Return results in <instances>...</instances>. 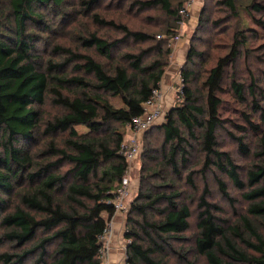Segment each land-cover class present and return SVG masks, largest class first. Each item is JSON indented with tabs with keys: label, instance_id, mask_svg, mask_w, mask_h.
<instances>
[{
	"label": "trees",
	"instance_id": "1",
	"mask_svg": "<svg viewBox=\"0 0 264 264\" xmlns=\"http://www.w3.org/2000/svg\"><path fill=\"white\" fill-rule=\"evenodd\" d=\"M187 1L137 3L142 8L160 7L168 15L163 33L153 38L94 14L96 24L122 34L108 40L94 32L82 40L86 49L95 50L107 63L56 44L52 52L64 51L68 58L63 62L49 59L44 71L37 46L49 42L41 34L55 30L52 21L46 19V12L55 16L54 24H64L63 9L70 0H0V241L17 249L1 253L0 264H105L104 237L115 216V191L128 170L120 149L125 137L112 125H128L133 117L142 115V104L155 89H160L172 54L169 43L179 33L183 20L180 11ZM239 1L219 3L238 15ZM246 1L244 10L248 17L264 29V0ZM82 2L90 11L99 0ZM205 13L206 7L199 27L210 24ZM212 25L217 29L220 23L215 21ZM235 33L236 41L230 51L217 57L214 66L205 72L203 94L197 95L201 91L190 87L194 71H182L183 98H179V104L167 114L161 127L151 128L162 131L164 136L163 159L159 169L150 175L162 181L147 186L141 182L145 186L139 195L143 201L131 206L130 212L139 220L133 221L135 226L126 234L131 240L127 247L128 264H168L161 257L164 245L181 241L190 229L192 211L181 199L176 177H184L193 186L195 170L188 168L195 144L203 156L202 172L214 166L243 191L248 202L239 224L225 228L216 215L219 207L207 199L205 186L197 204V253L207 264H264V103L258 102L256 84L250 86L255 97L250 104L251 113L237 111L245 125L222 115L220 94L224 92L227 73L236 67L247 46L243 32ZM151 40L154 45L148 49L119 52L130 42ZM153 52L158 59L150 62ZM208 54L192 44L186 62L201 64ZM67 64H73L72 68L84 76L53 73ZM235 77L233 73V95L246 107L245 85ZM106 95L120 100L122 105H114ZM49 96L61 112L42 131L39 107L45 105ZM228 124L242 133L236 140L245 155L249 153L246 135H261V151L255 153L258 162L247 170L245 180L232 156L218 148V131ZM43 134H63L68 138L62 144L50 139L35 155L31 146ZM217 183L221 193L230 198L226 182L217 179ZM12 197L17 202L13 207ZM154 213L157 219L152 216ZM128 221L132 223L130 217Z\"/></svg>",
	"mask_w": 264,
	"mask_h": 264
},
{
	"label": "rangeland",
	"instance_id": "2",
	"mask_svg": "<svg viewBox=\"0 0 264 264\" xmlns=\"http://www.w3.org/2000/svg\"><path fill=\"white\" fill-rule=\"evenodd\" d=\"M82 1L87 0H70L67 6L63 9L65 18L64 24H60V22L54 24L55 16H53L50 11L46 12V19L50 22L52 21L51 26L55 28L53 32L49 34H41V31L36 30V33L41 34L44 37V41L46 38L49 41L46 44L44 42L37 46L38 54L42 59L44 71H46L47 61L49 59H52L55 62H63L68 58V55L64 51L59 50L57 53L52 52L53 46L56 44L78 53L90 54L97 61L107 63V60L104 57H101V55L95 50L86 49L82 44V40L89 37V34L94 32L108 40L119 38L122 34L113 29L103 28L96 24L93 20L94 14H99L102 18L107 20H115L116 22L126 24L132 30L149 34L151 38L155 35L162 34L163 29L166 28L167 21L169 20L168 15L160 7L142 8L137 4L139 1L146 0H99L98 4L93 6L90 11H87V3L84 4ZM172 1L173 3H177L178 0ZM219 1L221 0H201L200 8L197 13H195V16L192 17L191 15L186 21L187 26L185 28H182L181 26L179 28V32L182 33L181 40L184 39L188 44L184 54L180 57H177L176 48L182 41H180L175 48L171 49L172 54L170 57V64L166 69L165 74L174 66V64L177 65V69L173 73L174 78H172V82H175L170 83L173 88V93L171 96L172 101L169 103L171 108H169L170 106L166 108V116L175 105L179 104L177 99L178 96L183 98V77L181 72L185 70L194 71L195 76L193 77L194 79L192 80L190 87L194 91H201V93L196 94L202 95L203 91L201 83L205 79V72L214 66L217 57L223 56L230 51L232 45L236 41L234 40L236 35L235 32L242 31V35L247 37V46L243 48V55L238 61L236 67L227 73L223 86L224 92L220 94V97L223 101V117H228L239 125H245L242 118L237 114V111L245 110L251 113L250 104L252 103L253 98H255L250 92V86L252 84H256V96L258 102L264 103V29L257 26V24L248 17V14L244 10V4L247 2L246 0H240L238 2V15L230 13L223 4L219 3ZM204 7H206L205 16L209 17L210 24H205L204 26L199 27V20ZM257 17L259 16L257 15ZM215 21H219L220 23V26L217 29L212 25ZM238 38H240L239 35ZM192 44L198 51H206L209 53L204 60L201 61V64L194 65L186 62ZM153 45V40L143 43L130 42L128 46L120 47L119 52L126 50L132 52L140 51L142 49L145 50ZM148 59H150V62L158 59L157 54L153 52ZM72 66L73 64H67L64 68L53 70V73L58 74L59 76L76 74L84 76L81 71L74 70ZM233 73L236 74V80L245 85L244 96L246 99V107L245 104L240 103L233 95V90L231 88ZM64 93L68 94L71 93V91H64ZM50 96L47 97L45 105L39 107L41 111L40 126L42 131H44L46 123L61 112L60 108L53 105ZM106 97L114 105H122L120 100L114 99L110 95H106ZM166 119L167 118L161 123L155 125V128L161 127ZM112 127L121 131L125 140L133 134V131L128 125L114 123ZM79 129L82 132L86 131L82 128ZM241 135L242 133L239 132L237 128L230 124L226 125L225 128L218 131V148L219 150L228 152L232 156L234 162L239 165L240 174L245 180L247 170L252 164L258 162L255 153L256 151H261V135H253L251 133L246 135L245 142L249 148V153L246 155L239 150L237 144L236 136ZM137 136L141 141V152L127 170L126 175H128L131 180V188L126 201V210L120 213L123 217V224L125 221L124 228L122 224L120 232H124L125 239H127V231L135 226L133 221L139 220L135 213L130 212L132 204L134 202L141 203L143 201L139 195L141 192L145 191V186L159 184L162 181L161 179L150 176L154 170L159 169L160 163L163 159L161 146L164 143V136L162 131L150 129L149 131L138 133ZM65 138H68V136L63 134L45 136L43 134V136L39 137L38 141L31 146V150L37 155L45 148V144L50 139H57L60 141V144H62ZM193 143L195 144V142ZM197 149L198 148L195 144L194 149L191 151V164L188 168L189 171L191 169L195 170L193 186L189 185L184 177L178 179L175 176L179 190L182 192L181 199L190 207L192 217L190 219V229L182 235L183 239L181 241L173 242L169 246L164 245L165 250L161 254V257L167 261L168 264H207L204 257L200 256L195 248V240L198 234L197 204L205 186L208 187L209 193L207 199L219 207L220 210L216 212V215L219 217L220 223H222L225 228L237 226L241 217L245 215L248 206V202L242 196L243 191L237 189L226 174H223L214 166H211L209 169H205V172H202L204 160L203 156ZM66 168L67 166L62 170ZM166 172L168 173V171ZM148 176L150 178L145 180V177ZM217 179H222L226 182L230 198H226L221 193ZM141 182H143L145 186H142ZM16 203V198L12 197L10 205L13 207ZM152 216L155 217V219L158 218V215L155 213L152 214ZM129 217L132 221L130 224L128 221ZM113 234L114 229L110 223L109 232L107 234L109 236L108 239L111 240ZM1 236L2 230H0V237ZM5 251L16 252L17 249H12L8 244H3V242L0 241V254ZM125 257L126 254L122 256V263L125 261ZM103 260L106 264L112 263L111 257L106 252L103 254ZM29 263L30 261L27 264Z\"/></svg>",
	"mask_w": 264,
	"mask_h": 264
},
{
	"label": "built area",
	"instance_id": "3",
	"mask_svg": "<svg viewBox=\"0 0 264 264\" xmlns=\"http://www.w3.org/2000/svg\"><path fill=\"white\" fill-rule=\"evenodd\" d=\"M195 3V0H188L185 6L181 9L180 14L183 18L180 21V26H185L186 20L190 17V9ZM182 33L179 32L169 43L171 48H175L181 41ZM180 96H178L179 100ZM144 113L140 116L133 117L128 123V127L133 131L121 144V152L128 162V168L137 159L141 152V141L137 136L138 133H143L151 129L153 126L161 123L166 118V108L164 104V96L161 89H155L149 100L142 104ZM131 188V180L128 175H124L119 186L115 191L114 209L115 213L124 212L126 210V201ZM110 227V224H109ZM109 232V228L106 235ZM105 235V236H106ZM131 243L130 239H124V254L126 259L123 264L127 263V247Z\"/></svg>",
	"mask_w": 264,
	"mask_h": 264
},
{
	"label": "crops",
	"instance_id": "4",
	"mask_svg": "<svg viewBox=\"0 0 264 264\" xmlns=\"http://www.w3.org/2000/svg\"><path fill=\"white\" fill-rule=\"evenodd\" d=\"M201 5V0H195V3L192 5L191 9H190V17L192 15L195 16V13H197V11L199 10ZM189 17V18H190ZM187 26V24L185 23V26L183 28H185ZM182 31V29H181ZM182 42L178 45V47L176 48V52H177V57H180L182 54H184L185 49L187 48V44L186 41L184 39L181 40ZM179 59V58H178ZM177 69V65L174 64L173 67H171L169 69V71H167V73L165 74V77L163 79V81L161 82L160 85V89L162 90L163 96H164V104H165V108H168L170 105V101H172V86L170 85V83L172 82V78H174V71H176ZM175 82V81H173ZM172 82V83H173ZM167 105V107H166ZM171 108V106L169 107ZM122 212L119 213H115V216L113 217L111 224L112 227L114 229V234L112 236V239H108L109 236L106 235L104 237V249H103V254L106 252L108 253V255L111 257L112 259V263L111 264H123L121 262L122 256L124 255V232L121 231L122 228V224H123V217L120 214ZM125 224V221H124ZM124 224H123V228H124ZM106 264V263H105Z\"/></svg>",
	"mask_w": 264,
	"mask_h": 264
}]
</instances>
